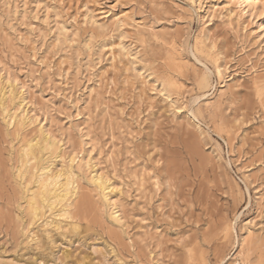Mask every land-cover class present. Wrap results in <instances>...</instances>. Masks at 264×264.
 <instances>
[{"label":"rangeland","instance_id":"374dc122","mask_svg":"<svg viewBox=\"0 0 264 264\" xmlns=\"http://www.w3.org/2000/svg\"><path fill=\"white\" fill-rule=\"evenodd\" d=\"M256 1L0 0V264H264ZM62 172L75 197L31 219Z\"/></svg>","mask_w":264,"mask_h":264},{"label":"bare ground","instance_id":"6f19581e","mask_svg":"<svg viewBox=\"0 0 264 264\" xmlns=\"http://www.w3.org/2000/svg\"><path fill=\"white\" fill-rule=\"evenodd\" d=\"M192 1V0H191ZM235 2H236V4H237V6H238V8H240L241 9V11H244L245 13H248V14H251L252 12H256L257 11V1L256 0H234ZM239 10V9H238ZM239 13V12H238ZM252 15V14H251ZM121 23H122V21L121 20H117V24H119V27H120V25H121ZM202 39V38H201ZM162 41V40H161ZM200 43H203V42H201L200 40H198ZM196 42H197V39H196ZM199 44V43H198ZM200 45H203L204 46V44H200ZM195 46V45H194ZM199 46V45H198ZM197 47V46H196ZM199 49H201V48H199ZM205 49H209V47L208 48H206L205 47ZM212 49V48H211ZM203 50V49H202ZM173 52H174V50H173ZM204 52V51H203ZM202 52V53H203ZM212 52V51H211ZM198 53V52H197ZM174 53H172V55H173ZM204 54V53H203ZM207 55H208V52L206 53ZM171 55V54H170ZM174 57H176V56H174ZM177 58H179V57H177ZM215 59V58H214ZM172 59L170 58V61H171ZM172 61H177L176 59L174 60H172ZM171 61V62H172ZM181 62V60L179 61V63ZM182 63V62H181ZM220 65V64H219ZM223 66V65H222ZM226 69V68H225ZM222 71H223V69L222 68H220L219 66H217V65H214V73H215V75H216V77L220 80V79H222V77H223V73H222ZM205 74V73H204ZM208 76V75H207ZM207 76H202V77H200L201 79H199L200 80V84H201V86L203 87V88H208L209 87V82H208V79H207ZM173 85H175V82H173L172 80H168V81H166L165 83H160V85H159V88H160V91L161 92H165L166 91V88L167 87H169V86H173ZM222 86V85H221ZM220 97V96H219ZM219 99V98H218ZM3 100V99H2ZM1 100V101H2ZM218 103V102H217ZM2 107V106H1ZM14 111V110H13ZM12 114V113H11ZM14 115V114H13ZM21 122V121H20ZM5 126H7V125H5ZM15 127V126H14ZM42 132V131H41ZM43 136V135H42ZM21 137V136H20ZM42 138V137H41ZM48 136L46 137V136H44V142H46V145H45V147H44V149L45 150H52V148H53V146H52V142L54 143V141L52 140V141H50L51 143H49V141H48ZM41 140V139H40ZM31 142H33V141H31ZM30 142V143H31ZM37 142V141H36ZM35 142V143H36ZM56 142V141H55ZM40 143V142H39ZM41 144H42V142H41ZM56 145V144H55ZM26 149H24L25 151L23 152V154H22V158H23V162L22 163H24V165H25V163H27L28 161H30V160H33L34 159V155L35 154H38V153H36L35 152V147H37L36 145H32V144H29L28 143V145L26 144ZM39 146H41L40 144H39ZM40 148V147H39ZM39 148H37V149H39ZM55 148V147H54ZM53 148V149H54ZM40 151V150H39ZM38 151V152H39ZM41 151H42V149H41ZM44 152H46V151H44ZM47 152H49V151H47ZM40 154V153H39ZM49 154V153H48ZM40 157V156H39ZM42 157V156H41ZM73 158V157H72ZM39 159V158H38ZM41 160V159H40ZM39 160V161H40ZM73 159H71V161H72ZM39 161L37 162V163H39ZM43 162H44V160H42ZM42 162H40V164H41ZM46 163V162H45ZM47 164H48V162H47ZM42 165V164H41ZM26 166V165H25ZM30 166V165H29ZM37 166H39V165H37ZM44 166H46V165H44ZM39 167H41V166H39ZM43 167V166H42ZM35 168H37V167H35ZM44 168V167H43ZM49 168V167H48ZM40 169V168H39ZM38 169V170H39ZM27 170V169H26ZM25 170V171H26ZM43 169L41 168V171H42ZM51 170V169H50ZM30 172H32V171H30ZM43 172V171H42ZM28 173V172H27ZM35 173H37V171L35 170ZM35 173H32L31 175H29V180L31 181L33 178H34V174ZM51 173V172H50ZM58 173V172H57ZM30 174V173H29ZM43 174V173H42ZM69 174V173H68ZM66 174L65 172L63 173L62 172V174H60L59 173V175L57 176V178L55 177V179H53L52 181H50L51 182V184H48V182H46V181H42V180H38V178H36L35 177V179H37V181L35 182V189L34 190H32V191H30V193H29V198H28V201L26 202V204L28 205V211H29V214L31 215V219H34L36 216H37V214L39 213L37 210L39 209V208H41L43 205H46V206H48V207H50V206H52V204H54V203H56V202H61V201H64L65 199H69V198H72L71 196H73L74 195V190L75 189H73L72 188V183H71V181H70V178H69V176L71 175V174ZM26 175V173H21V177H24ZM38 175H40V174H37V176ZM55 175V174H54ZM53 176V175H52ZM40 177V176H39ZM48 177V176H47ZM71 177V176H70ZM97 177V176H96ZM93 178V183L96 185V186H98L100 189H101V191H103V190H105L104 189V183L99 179V178ZM99 177V176H98ZM44 177H42V179H43ZM25 179V178H24ZM61 181H60V180ZM77 179V178H76ZM29 181V182H30ZM33 181V180H32ZM31 181V182H32ZM73 181V180H72ZM33 183H34V181H33ZM31 185V184H30ZM72 185V186H71ZM32 186H34V184L32 185ZM107 186V185H106ZM30 188V187H29ZM34 188V187H33ZM75 188H76V186H75ZM30 189H32V188H30ZM26 191H28V190H26ZM20 192V191H19ZM75 192H77V191H75ZM115 193V192H114ZM108 195V194H107ZM21 196V195H20ZM105 196V195H104ZM26 197V196H25ZM75 196H73V198H74ZM101 198V197H100ZM21 199V198H20ZM104 199V198H103ZM70 200V199H69ZM68 200V201H69ZM100 200V199H99ZM103 201V200H102ZM105 201H106V199H105ZM67 202V201H66ZM108 208V207H107ZM65 209V208H64ZM27 211V210H26ZM112 212V211H111ZM28 214V213H27ZM53 216V215H52ZM65 220V219H64ZM116 220V219H115ZM49 222V221H48ZM73 222V221H72ZM50 223V222H49ZM61 225V224H60ZM39 227V226H38ZM28 228V227H27ZM49 228V227H48ZM247 228V227H246ZM37 230H39V229H37ZM50 230V229H49ZM51 230H53V229H51ZM41 231V230H40ZM224 231H225V235H229V234H231L232 232H233V227H232V225L231 224H228V225H226L225 226V229H224ZM249 231V230H248ZM38 235V234H37ZM36 236V235H35ZM253 237V235H252V233L251 232H248V236L246 237H242L241 238V240L239 241V243H238V246H239V251H241V250H243L246 246H248L249 244H251L252 243V240H250V239H253L252 238ZM48 239V238H47ZM26 240V239H25ZM33 241V240H32ZM50 242V241H49ZM253 244V243H252ZM249 248H251V247H249ZM250 251V250H249ZM240 252H237V254H236V256H240ZM247 260V259H246ZM4 264V263H3ZM6 264H12V263H6ZM236 264V263H235Z\"/></svg>","mask_w":264,"mask_h":264}]
</instances>
